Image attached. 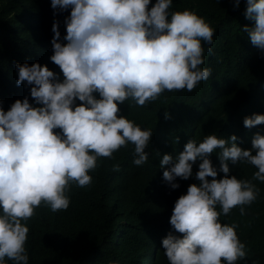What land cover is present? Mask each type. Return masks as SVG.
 Returning a JSON list of instances; mask_svg holds the SVG:
<instances>
[{
  "label": "clouds",
  "instance_id": "9594fccd",
  "mask_svg": "<svg viewBox=\"0 0 264 264\" xmlns=\"http://www.w3.org/2000/svg\"><path fill=\"white\" fill-rule=\"evenodd\" d=\"M172 3L51 0L53 9H71L65 17L67 43L59 39V21L52 25L50 59L63 79L46 64L17 63L16 83L32 85L34 103L25 97L7 111L0 106V264H29L26 221L41 205L52 212L67 210L71 186L92 182L90 171L98 158L113 157L131 144L132 163L148 161L145 149L153 129L121 115V104L144 106L165 91L190 92L212 74L211 67L201 65L205 51L212 50L203 45L212 44L216 29L192 8L170 11ZM246 4L245 15L255 24L241 30L264 53V0ZM243 123L249 128L262 124L264 114L246 116ZM237 139L213 133L189 140L176 157L162 156L163 177L173 189L180 186L176 178L192 177L200 161L194 174L199 182L179 196L170 216L172 227L183 235L170 231L162 239L169 264H238L247 256L238 224L220 218L234 208L246 215V206L258 198L255 181L264 183V134L254 135L250 149ZM213 152L219 167L210 159ZM240 163L255 167L251 178L230 175V164ZM220 172L224 175L218 178Z\"/></svg>",
  "mask_w": 264,
  "mask_h": 264
},
{
  "label": "trees",
  "instance_id": "16d2710c",
  "mask_svg": "<svg viewBox=\"0 0 264 264\" xmlns=\"http://www.w3.org/2000/svg\"><path fill=\"white\" fill-rule=\"evenodd\" d=\"M246 7V0H240L238 7L235 0H173L170 11L192 8L216 29L212 44L203 45L212 50L205 51L201 65L211 67L212 74L190 92L165 91L144 106L129 101L120 105L121 115L153 129L145 149L148 161L133 164L134 146L121 147L113 157L98 158L89 185L71 186L67 210L36 208L26 221L29 264H169L162 239L170 231L183 235L172 227L170 216L179 196L190 184L199 182L194 174L200 161L193 165L192 177L176 178L180 186L173 189L163 177L162 156L176 157L189 140L213 133L226 139L235 134L236 143L245 149L252 147L257 132L264 134V123L251 128L243 123L246 116L264 114V53L252 44L247 31L241 30L255 24L246 17ZM70 11L53 9L51 0H0V106L5 111L16 99L28 97L34 103L32 85L16 83L17 63L46 64L63 79L60 67L50 59L52 25L59 21V39L67 43L63 37ZM79 103L83 102L77 99ZM210 159L219 167L215 152ZM114 164H119L118 170ZM230 168V175L239 178H251L256 170L242 163L230 164ZM223 175L220 172L218 178ZM255 183L260 194L246 206V215L234 208L220 218L237 223L238 235L246 243L247 256L238 264H264V183Z\"/></svg>",
  "mask_w": 264,
  "mask_h": 264
}]
</instances>
